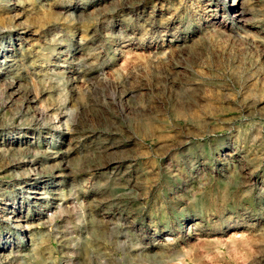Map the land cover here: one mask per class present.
<instances>
[{"label": "rangeland", "instance_id": "374dc122", "mask_svg": "<svg viewBox=\"0 0 264 264\" xmlns=\"http://www.w3.org/2000/svg\"><path fill=\"white\" fill-rule=\"evenodd\" d=\"M0 264H264V0H0Z\"/></svg>", "mask_w": 264, "mask_h": 264}]
</instances>
